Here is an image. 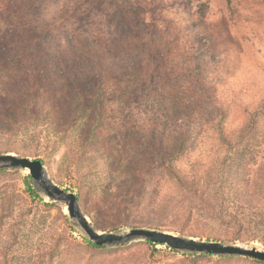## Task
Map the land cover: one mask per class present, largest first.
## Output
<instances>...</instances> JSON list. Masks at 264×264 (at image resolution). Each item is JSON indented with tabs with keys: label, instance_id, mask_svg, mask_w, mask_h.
Masks as SVG:
<instances>
[{
	"label": "rangeland",
	"instance_id": "374dc122",
	"mask_svg": "<svg viewBox=\"0 0 264 264\" xmlns=\"http://www.w3.org/2000/svg\"><path fill=\"white\" fill-rule=\"evenodd\" d=\"M131 1L138 12L148 1L163 7L156 20L139 21L116 50L111 36L97 35L102 18L91 13L92 0H0V84L5 72L16 70V82L0 93V150L42 159L46 176L77 195L80 211L100 232L153 228L264 249V234L252 222L264 210V0ZM76 3L90 9V21ZM22 12L40 24L33 38L3 26ZM41 35H48L40 43L44 54L37 53L46 56L45 66L30 62L29 49ZM86 57L106 86L99 115L97 98L85 105L78 85L72 89L77 102L59 96L64 78L80 75L75 60ZM120 70L128 79L116 75ZM132 88V95L119 90ZM5 170L2 264H60L62 258L63 264H255L241 256H189L142 239L98 252L84 243L65 245L64 231L79 242L88 239L65 204L48 199L31 177L39 197H29L28 171ZM236 212L237 226L245 216L252 225L228 241L235 225L217 218ZM253 235L259 239H248Z\"/></svg>",
	"mask_w": 264,
	"mask_h": 264
},
{
	"label": "trees",
	"instance_id": "16d2710c",
	"mask_svg": "<svg viewBox=\"0 0 264 264\" xmlns=\"http://www.w3.org/2000/svg\"><path fill=\"white\" fill-rule=\"evenodd\" d=\"M40 2V1H46V0H34V2ZM50 1V0H47ZM92 8L93 10L91 11V13L93 14L95 11H98V14H94V15H98L99 17H101L102 19H100L98 22V28L100 27V29L98 30L97 35L99 38H101V34H105L107 36H111L113 45H115L117 48H122L125 43L124 39L125 37L129 34L133 32V29L135 28H139L141 27L140 22L139 21H145L146 19L150 18L153 20H156L157 17H159V13H158V9L163 7V6H159L157 4H154L152 1L151 2H145V8L144 10L138 12L137 9L135 8V4L131 1V0H92ZM186 3L190 2L191 0H185ZM197 1V3H202L204 0H195ZM48 3V2H47ZM205 2H203L204 4ZM57 5V4H56ZM110 6L111 8L108 7V11H101L103 6ZM48 6L50 8V4L48 3ZM77 13H79L80 17H86L88 19V17L90 16L89 10L88 8H83L80 9L79 8V4L76 3L75 6H73ZM166 7V6H164ZM38 11V9H35V12ZM162 11H165V9H162ZM19 18H14L13 23H9L6 24V22L3 24V26H5L6 28L12 29L13 31H17V36H19V33L22 35H24V32H28V34H30V36L27 37V39H30L29 37L33 38V33H35V30L38 28V20L37 17L32 18L31 20L28 19L26 17V13L22 12L20 14ZM1 19V18H0ZM36 19V20H35ZM89 20V19H88ZM90 21V20H89ZM40 25V24H39ZM66 32L68 33V35H70L69 38V44H71V47L75 48L76 47V43H75V39L72 37V33L69 30H66ZM48 37V35H41L39 37V39H37L34 42V47L31 46L30 47V52L32 53L31 57H32V61H30L33 65H44L47 63V58L46 56H40L37 53L39 52L40 54H44L42 52V46H40L42 42H44L43 40H45ZM101 40V39H99ZM98 40V41H99ZM4 42V41H3ZM19 45V42L17 44V46ZM80 45V44H78ZM16 46V47H17ZM1 49H4L5 46L3 45V43L0 45ZM110 46L105 45V47L102 48V50L110 53ZM115 50V51H116ZM46 58V59H45ZM55 57L54 59H52V61L56 60V62H60V60L62 59H66L64 56H62V58H58ZM45 59V60H44ZM60 59V60H59ZM75 59H73L74 62ZM46 61V63H45ZM56 62L54 63V65H56ZM51 63V62H50ZM76 63V68L80 69V72L78 74L79 77L75 76V73L73 74V77H70V79L64 78V84H62L61 87V91L59 96L62 98H64L65 101H67L69 103V99L71 100L70 103H75L77 102V96L76 93L72 92L73 87L75 86H80L79 91H81V95L84 97V95L87 97L86 101H85V105L87 102H89V105L91 104V101L95 98L96 102H95V112L97 111L98 115L100 114V112L102 111V109L104 107L107 106V104L105 103V97H106V86L103 81V77L101 76L100 72L98 70H95V68L91 65L90 60L86 57V60H82L79 64H77V61L75 60ZM47 65V64H46ZM75 65V64H74ZM81 65V66H80ZM122 71V72H121ZM85 72L87 73L86 76H84ZM16 73V70L14 72H5V74H3L1 77L3 79V85L4 88H2L0 90V93L2 94L3 91L6 92V89L10 88V85L12 82H16L15 78L12 79L11 77L14 76ZM141 73V72H139ZM116 75H121L122 77H124L126 79H128L129 75L128 72L126 73V70H120V72ZM141 75V74H138ZM151 77V74L149 75ZM102 79H101V78ZM137 77V74H136ZM135 78V77H134ZM128 81H133V80H128ZM24 82V81H23ZM103 84V85H102ZM66 85V86H65ZM77 86V87H78ZM68 90H67V89ZM120 92H127L128 95H132L134 93H136V88H132L129 89V91H124L123 89H119ZM67 91H69V93H66ZM93 91V92H92ZM63 95V96H62ZM108 96V95H107ZM0 97H3L0 95ZM37 94H35L33 100L37 99ZM104 98V100H103ZM119 98V97H117ZM73 101V102H72ZM104 101V102H103ZM103 102V103H102ZM88 105V107H89ZM257 120H253L251 119V123L255 124ZM256 137V134L254 135V138ZM242 139H246L245 138V134H241L240 135V142L242 141ZM260 142L262 144H264V138H262V140H260ZM248 145L249 142L247 144L244 145V147L241 149L240 151V161L242 163V161L244 160V152L248 149ZM8 152H13L10 149H2L0 150V153H8ZM15 153V152H14ZM238 154V153H237ZM37 159L41 160L40 158L37 157ZM43 162V161H42ZM75 165V163H74ZM73 165V166H74ZM78 165V163H77ZM248 164L246 165V170H247ZM7 172V170L3 169L0 170V174ZM24 189L26 191V193L28 194L29 197H39V195L37 194L36 190L31 186L30 184V176L27 175L24 181ZM19 191V190H18ZM12 194L15 196L19 195V192H17V189H14L12 191ZM47 205H51L49 203H46ZM230 216V219L227 218V216ZM206 219H210L212 218V216H208L205 217ZM219 222L221 223H232L234 226V233L232 234V238L228 239V241H232V240H239L240 239V234L244 233V224L248 223L251 224V219L247 218L245 216V218L243 217V223L240 222L237 226V220H238V214L236 213H219L218 218ZM255 220H252V222L254 221L255 225H259L260 226V230L262 231V233L264 234V210L263 211H259L256 213L255 215ZM252 225V224H251ZM191 236V235H190ZM188 236V237H190ZM192 237V236H191ZM195 237V236H193ZM62 238L64 239V241L66 242L65 245H74L76 247H82L83 243L84 246H90L92 247V249L96 250L98 252V250H108V249H116V248H120L121 246H116L114 248L111 247H99L97 245H95L93 242L89 241L88 239H84L79 242L77 241L75 238H73L67 231L63 232ZM253 238H256V236H250L248 239L253 240ZM259 239V238H256ZM206 240H211L210 237H206ZM233 241V242H234ZM146 243L150 244V245H154L152 244L150 241H145ZM83 246V247H84ZM53 254L50 255L49 260H53ZM201 256V257H211L210 254H197V253H191L189 256ZM55 258L59 259V256H55ZM236 257L239 256H217V258L219 259H228V260H232ZM53 258V259H52ZM244 259H249L250 261H252L255 264H264V261H260L258 259L255 258H248V257H244ZM60 264L63 261V258L59 260ZM0 264H2L0 262ZM63 264V263H62Z\"/></svg>",
	"mask_w": 264,
	"mask_h": 264
},
{
	"label": "water",
	"instance_id": "95a60500",
	"mask_svg": "<svg viewBox=\"0 0 264 264\" xmlns=\"http://www.w3.org/2000/svg\"><path fill=\"white\" fill-rule=\"evenodd\" d=\"M3 169L27 170L29 176L38 185L42 193L52 201L65 204L68 217L74 219L84 231L88 240L99 247L142 239L154 244H164L173 250L189 253L241 256L264 261V249L256 246L216 240H201L194 237L176 235L164 230L143 227H132L126 232H100L89 223L86 216L80 211L77 204V195L60 187L46 176L45 167L41 160L14 153H0V170Z\"/></svg>",
	"mask_w": 264,
	"mask_h": 264
}]
</instances>
